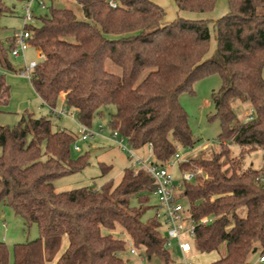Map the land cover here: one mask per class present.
<instances>
[{
	"label": "trees",
	"instance_id": "trees-1",
	"mask_svg": "<svg viewBox=\"0 0 264 264\" xmlns=\"http://www.w3.org/2000/svg\"><path fill=\"white\" fill-rule=\"evenodd\" d=\"M74 1L83 18L47 3L46 14L33 13L38 24L25 26L29 43L44 55L29 77L43 104L58 107L64 94L66 108L88 127L113 106L108 127L135 150L151 144L154 160L163 163L176 145L195 143L178 96L218 74L209 119L219 121V146L209 157L180 164L202 170L183 189L191 214L215 218L195 229L193 246L219 254L209 264H250L256 251L264 256V167L243 160L257 150L264 155V0H226L227 12L214 21H165L164 8L151 0ZM173 1L193 12H209L217 2ZM10 12L0 0V18ZM211 22L216 44L208 54ZM14 45V34L0 38V66L19 73L22 68L15 70L8 59ZM8 101L0 75V107ZM234 104L251 107V118H239ZM74 140L66 129H53L50 111L39 117L26 112L13 126L0 122V205L26 228L38 229V237L11 249L0 240V264H124L120 254L128 242L146 259L172 264L157 220H143L155 187L145 170L129 164L117 183L56 190V179L89 164L88 151L72 155ZM100 169L104 175L111 165L100 163Z\"/></svg>",
	"mask_w": 264,
	"mask_h": 264
},
{
	"label": "rangeland",
	"instance_id": "rangeland-1",
	"mask_svg": "<svg viewBox=\"0 0 264 264\" xmlns=\"http://www.w3.org/2000/svg\"><path fill=\"white\" fill-rule=\"evenodd\" d=\"M32 0H3L4 4L11 10L10 13L0 18V38L5 39L12 36L14 33H19L23 27V15L24 8L27 2ZM52 1V2H51ZM152 1V0H151ZM220 1L213 10L209 12H193L179 10L173 0H167L162 3L164 10L166 11L165 21L174 19L177 16L183 18H200L214 21L222 16L225 12L222 11L223 5H226V0ZM48 4L52 3L56 7L72 9L78 18H83L81 9L73 0H46ZM154 2V0H153ZM156 3V2H155ZM31 10L36 16L44 15L48 12V8H41L36 0L31 2ZM30 24L36 26L38 21H33ZM210 28V42L208 54L215 48V36L213 30V23L209 24ZM8 59L10 60L13 68L18 70L24 68L25 61L39 60L38 53L29 46L24 55L17 57L8 53ZM13 71L1 69L0 75L4 76L5 83L9 86V101L6 105L2 106L0 114V122L4 125L13 126L18 122L21 115L26 112H32L34 116L39 117L49 114V107L41 102L35 95L30 81L23 76H14ZM8 72V73H7ZM221 86V79L218 74H211L207 77L199 79L193 84V93L182 92L178 96V100L182 107L188 114V122L192 131L195 143L193 145V152L190 155L191 158L203 154V157H209L211 152L218 148L219 141L217 139L220 133V125L217 119L210 120L209 116L215 113V107L211 94L213 91H217ZM64 95V94H63ZM60 106V103L57 104ZM5 107V109H4ZM236 113L239 118L246 119L248 117V109L234 104ZM30 110V111H29ZM114 111L113 106L103 109V115L96 117L90 128L94 132H98L93 137L86 141L79 140L78 136V122L71 120L66 116L52 117L53 129L62 128L75 135V140L72 145V155L74 157L85 153H89V164L81 171L75 172L54 181V185L57 191L69 190L81 186H92L98 188L107 180H112L117 183L123 171V168L130 164L127 153L122 151L114 140H112V130L108 127L109 113ZM103 129L100 131L99 127ZM78 145L80 150H75L74 146ZM176 148V146H175ZM233 151L236 153L238 148L232 146ZM190 148H183L181 152H185ZM136 154L145 157L148 154L147 147L135 150ZM244 165L251 166L254 169L264 167V155L261 150L253 151L244 156ZM100 163L111 165V169L108 173L102 175L100 169ZM263 164V165H262ZM190 168H197L196 166ZM173 175L177 176L178 171L174 169ZM264 175V172H263ZM157 203L155 195H150V201L148 203V209L143 215V220L153 217V206ZM132 204H135V200L132 199ZM161 233H163L161 231ZM38 237V229L36 224H32L29 228H26L23 220L20 216L15 215L12 209L5 203L0 205V240L4 241L6 245L11 249L13 244L17 242H25ZM67 245V239L64 238L60 250H63ZM129 242L127 243L126 251L120 255L124 260V264H163L158 258L151 260L144 259L143 254L130 255L128 252ZM223 252V249L220 251ZM170 255L172 262H179L183 259L182 254L177 249L175 242L170 249ZM264 255V254H263ZM219 256L216 252L200 253L194 251L191 259L195 264H209ZM260 256L259 251L250 253L248 261L250 264H262L258 261ZM264 264V263H263Z\"/></svg>",
	"mask_w": 264,
	"mask_h": 264
},
{
	"label": "built area",
	"instance_id": "built-area-1",
	"mask_svg": "<svg viewBox=\"0 0 264 264\" xmlns=\"http://www.w3.org/2000/svg\"><path fill=\"white\" fill-rule=\"evenodd\" d=\"M34 1V0H32ZM31 1V2H32ZM41 8H46V0H36ZM111 5H115L113 0L109 2ZM31 3H28L24 8L23 15V27L21 31L15 34V45L11 49L10 54L14 57L24 55L31 44L28 39L30 32L25 28L26 25L33 21V11L31 10ZM44 55L39 53V60ZM39 60H31L24 63V68L18 73L29 79L31 71L36 66ZM52 117L66 116L71 120H76V114L74 111H69L64 102L59 107L49 108ZM251 111H248L247 119L251 118ZM102 126L99 127L101 131ZM78 136L81 141L93 137L98 132H94L90 127L78 123ZM112 140L115 141L117 146L127 153L130 165L135 168H141L149 175L154 182V189L152 194L157 198V203L153 206V217L159 224L160 232L163 233L164 247L170 251L173 243L183 256V259L179 262L172 264H195L191 259L192 253L195 251L193 243L195 239V229L200 225H208L215 219L210 215H202L200 217H194L189 209L188 203L183 195V189L186 183L193 182L197 176L202 174L200 168H181V163H186L190 159V155L194 151L192 147H182L176 145L174 154L163 163L154 160L152 155V146L148 144V154L145 157L136 154L125 136L121 135L118 131H112ZM183 148H190L185 152H181ZM75 150H80L78 145L74 146ZM177 169L178 175L174 176L173 171ZM128 252L130 255H139L140 252L134 248L129 242ZM143 254V253H142ZM145 259V255L143 254ZM259 261L264 263V256L259 257Z\"/></svg>",
	"mask_w": 264,
	"mask_h": 264
},
{
	"label": "crops",
	"instance_id": "crops-1",
	"mask_svg": "<svg viewBox=\"0 0 264 264\" xmlns=\"http://www.w3.org/2000/svg\"><path fill=\"white\" fill-rule=\"evenodd\" d=\"M153 1V0H152ZM164 1H167V0H154V2H156L157 4H159V5H162V3L164 2ZM52 2V1H51ZM73 2H75L74 0H73ZM220 1H218L217 0V2H216V4H215V7H216V5L219 3ZM28 3H31V1L30 2H27V4ZM76 3V2H75ZM32 4H30V6H31ZM78 6V5H77ZM214 7V8H215ZM78 8H79V6H78ZM227 10H228V5H227V2H226V5H223V7H222V11L223 12H227ZM166 12V11H165ZM165 17H166V15H165ZM165 17H164V20H165ZM16 33H14V35H15ZM33 48H35V47H33ZM35 50L37 51V53H38V58H39V53H40V50L39 49H37V48H35ZM24 54H25V52H24ZM25 62H27V61H25ZM0 68L1 69H3L4 70V68H2L1 66H0ZM8 72H10V71H8ZM7 72V73H8ZM10 73H12V72H10ZM12 74H14V76H18L19 77V74L18 73H15V72H13ZM21 76V75H20ZM24 77V76H23ZM31 84V83H30ZM31 87H32V85H31ZM32 89H33V87H32ZM33 91H34V89H33ZM35 92V91H34ZM34 96H36L37 98H39L40 99V97L36 94V92H35V95ZM41 100V99H40ZM41 102H42V100H41ZM64 102V95L62 94V95H60V98H59V103L60 104H62ZM43 103V102H42ZM2 108V106L0 107V109ZM4 109H5V107H4ZM248 110L247 111H251L252 110V108L251 107H248L247 108ZM30 111V110H29ZM60 129H62L61 127H60ZM263 165V164H262ZM66 246V245H65ZM260 257V256H259ZM258 261H259V259H258ZM260 262V261H259Z\"/></svg>",
	"mask_w": 264,
	"mask_h": 264
}]
</instances>
